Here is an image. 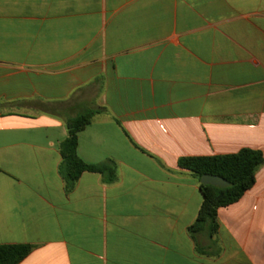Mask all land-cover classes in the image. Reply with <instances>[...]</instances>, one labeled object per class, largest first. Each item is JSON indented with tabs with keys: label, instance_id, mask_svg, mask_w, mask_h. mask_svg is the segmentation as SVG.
<instances>
[{
	"label": "crops",
	"instance_id": "crops-1",
	"mask_svg": "<svg viewBox=\"0 0 264 264\" xmlns=\"http://www.w3.org/2000/svg\"><path fill=\"white\" fill-rule=\"evenodd\" d=\"M87 164L60 174L66 121ZM264 155V0H0V246L21 264H264V165L194 237L184 158Z\"/></svg>",
	"mask_w": 264,
	"mask_h": 264
},
{
	"label": "trees",
	"instance_id": "trees-1",
	"mask_svg": "<svg viewBox=\"0 0 264 264\" xmlns=\"http://www.w3.org/2000/svg\"><path fill=\"white\" fill-rule=\"evenodd\" d=\"M97 114V111H88L66 121L68 135L60 146V174L69 193L74 190L84 173L100 174L106 184H113L118 180V166L114 161L90 165L78 155L79 133L92 123ZM263 165L264 155L249 149L226 156L181 159L179 167L192 173L204 198L198 217L189 228L191 235L194 237L205 232L213 238L219 228V209L237 203L255 185L257 172ZM207 174L221 176L230 185L216 187L201 184L202 177ZM34 250L33 245H2L0 264H21Z\"/></svg>",
	"mask_w": 264,
	"mask_h": 264
},
{
	"label": "water",
	"instance_id": "water-1",
	"mask_svg": "<svg viewBox=\"0 0 264 264\" xmlns=\"http://www.w3.org/2000/svg\"><path fill=\"white\" fill-rule=\"evenodd\" d=\"M201 184L212 185L216 187H227L230 185V183L225 178L210 174L204 175L202 177Z\"/></svg>",
	"mask_w": 264,
	"mask_h": 264
}]
</instances>
